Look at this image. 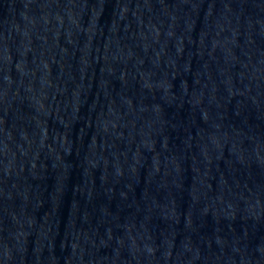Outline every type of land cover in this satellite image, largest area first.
I'll return each mask as SVG.
<instances>
[{
    "label": "water",
    "instance_id": "obj_1",
    "mask_svg": "<svg viewBox=\"0 0 264 264\" xmlns=\"http://www.w3.org/2000/svg\"><path fill=\"white\" fill-rule=\"evenodd\" d=\"M0 264H264V0H0Z\"/></svg>",
    "mask_w": 264,
    "mask_h": 264
}]
</instances>
